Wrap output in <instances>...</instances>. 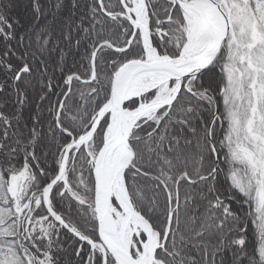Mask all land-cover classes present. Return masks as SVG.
Masks as SVG:
<instances>
[{"label":"snow or ice","instance_id":"1","mask_svg":"<svg viewBox=\"0 0 264 264\" xmlns=\"http://www.w3.org/2000/svg\"><path fill=\"white\" fill-rule=\"evenodd\" d=\"M0 264H264V0H0Z\"/></svg>","mask_w":264,"mask_h":264}]
</instances>
